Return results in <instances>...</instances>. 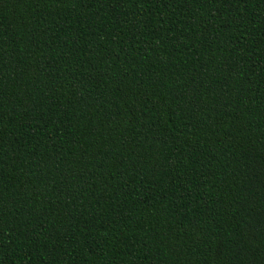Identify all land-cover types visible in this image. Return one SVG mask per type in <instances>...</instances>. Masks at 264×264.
I'll return each instance as SVG.
<instances>
[{"label":"trees","instance_id":"1","mask_svg":"<svg viewBox=\"0 0 264 264\" xmlns=\"http://www.w3.org/2000/svg\"><path fill=\"white\" fill-rule=\"evenodd\" d=\"M0 264H264V0H0Z\"/></svg>","mask_w":264,"mask_h":264}]
</instances>
